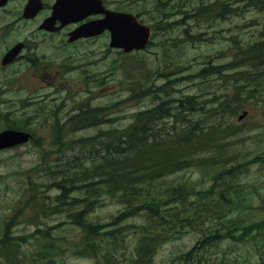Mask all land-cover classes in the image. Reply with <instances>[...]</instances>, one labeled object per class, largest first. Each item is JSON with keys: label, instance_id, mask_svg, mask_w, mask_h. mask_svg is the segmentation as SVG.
Segmentation results:
<instances>
[{"label": "rangeland", "instance_id": "1", "mask_svg": "<svg viewBox=\"0 0 264 264\" xmlns=\"http://www.w3.org/2000/svg\"><path fill=\"white\" fill-rule=\"evenodd\" d=\"M45 1L52 5L54 0ZM110 1L146 20L155 16L144 50L125 54L109 48L107 33L67 44L73 26L42 32L37 26L48 12L24 19L23 0L0 6V59L15 43L26 44L14 65H0V131L14 126L33 133L31 143L0 151V264H139L135 256L146 242L147 264H193L195 255L201 256L200 263L264 264V0ZM184 97L205 101L201 114L208 121L220 101L237 104L224 116L242 133L240 174L217 184L213 178L222 167L195 166L144 185L139 193L160 211L174 205L158 202L171 188L188 193L191 206L203 200L224 209L220 215L201 213L173 229L150 231L154 226L142 209L111 224L123 205L117 195L101 191L78 203L86 209L84 220L101 231L94 238L102 239L95 244L97 255L86 256V237L71 218L75 212L55 204L61 194L85 197L75 182L85 172L63 165L68 177L48 181L35 174L37 165L58 158L60 151L66 152L65 159L91 158L90 146L74 142L117 127L127 130L137 122L136 112ZM216 103L212 111L207 108ZM184 110L181 105L168 112L174 120ZM65 143L71 147L65 149ZM28 182L40 186L28 193L23 190Z\"/></svg>", "mask_w": 264, "mask_h": 264}, {"label": "trees", "instance_id": "2", "mask_svg": "<svg viewBox=\"0 0 264 264\" xmlns=\"http://www.w3.org/2000/svg\"><path fill=\"white\" fill-rule=\"evenodd\" d=\"M167 99L168 97L165 100ZM204 102L196 103L192 97H184L183 99H172L170 103H157V106L149 111L136 112L137 122L127 130L117 127L110 132L100 131L94 138L74 142V144L79 143L81 148L85 145L90 146L91 158H78L74 155L65 159L66 152L60 151L58 158L39 162L35 174H44L48 181L52 179L65 180L68 177L63 172V165L67 167L73 165L85 172L81 177L75 176V182L84 189L85 197L78 199L61 194L57 196L55 204L59 206L60 203H63L75 212L71 218L86 237L83 246L86 256L94 258L97 255L96 247L98 245L95 244H101L102 239L95 241L94 238L101 231H97L99 225L84 220L86 209L82 204L78 206V203L81 201L84 203L85 198H95V194L99 195L101 191L117 195L123 205L120 217H115L111 224L121 223L123 218L132 216L139 209H142L139 212L144 214L146 222L154 226L149 229L150 231L158 229L165 231V227L173 229L176 223L189 221L201 213L220 215L221 210L224 209L223 206H217L215 203L207 205L203 200L191 206L190 202L186 200L188 193L176 188L170 189L171 196H165L158 201L168 200L174 203L162 211L157 208V205L149 207L152 204L151 201L142 200L139 193L143 190L144 185H149L157 179L195 166L213 167L211 165L216 163L222 167L220 173L213 178L217 184H221V181L230 183L239 176L241 164L239 161L240 151L237 150V146L242 133L236 132V129L225 120L224 116L225 113H233L238 106L229 101H220L208 121V119L204 120L205 115L201 114L206 110L203 106ZM181 105L185 107L184 112L180 117L172 120L173 116L168 112V109L180 108ZM216 105L217 103L209 104L207 108L212 111ZM156 114L159 116L157 119L153 118ZM191 116L194 120H191ZM11 128L16 129L17 127L12 126ZM227 147L233 151H228ZM94 158L96 161H93ZM49 162L51 163L48 164ZM84 162H90V164L87 165ZM81 165L89 168H83ZM59 168H62V171ZM49 170H53L56 174L51 175ZM55 184L63 188L62 183ZM39 186V184L28 182L23 190L30 193ZM196 194L199 193L196 192ZM219 194L223 203L229 202L224 198L223 192ZM148 199L154 200L153 197H148ZM141 202L144 203L141 204ZM78 207L80 208L76 209ZM185 210H188L192 217H185L188 216V213L183 215ZM148 245L149 242H146L139 247L135 256L136 263H148L150 259ZM197 248L196 246L195 249ZM187 258H190L189 251ZM200 259L201 256L195 255L193 264H210L209 262L200 263Z\"/></svg>", "mask_w": 264, "mask_h": 264}, {"label": "water", "instance_id": "3", "mask_svg": "<svg viewBox=\"0 0 264 264\" xmlns=\"http://www.w3.org/2000/svg\"><path fill=\"white\" fill-rule=\"evenodd\" d=\"M6 1L0 0V6L4 5ZM41 9L40 0H28L23 8L22 17L25 19L33 18ZM94 14H102L103 18L77 26L68 33V42L108 31L110 33L109 47L111 48L122 49L128 53L146 47L150 37V29L139 24L130 14L105 10L100 0H56L52 6L51 15L45 18L38 28L55 32L67 24L78 22ZM57 20L60 22L59 25H56ZM22 46L19 43L10 49L2 58L1 64L11 63ZM245 114L244 112L238 119H242ZM29 136V133L22 131H2L0 132V150L24 144L28 141Z\"/></svg>", "mask_w": 264, "mask_h": 264}, {"label": "flooded vegetation", "instance_id": "4", "mask_svg": "<svg viewBox=\"0 0 264 264\" xmlns=\"http://www.w3.org/2000/svg\"><path fill=\"white\" fill-rule=\"evenodd\" d=\"M42 2V10H41V12H39V14L40 13H42V12H48L44 17H43V19L44 18H46L49 14H50V7H51V5H49L45 0H42L41 1ZM103 2H104V4L106 5L107 3H106V1L105 0H103ZM68 27H70V26H68ZM68 27H66V28H68ZM43 32V31H42ZM67 34V33H66ZM66 41V40H65ZM78 41H80V40H78ZM78 41H75V42H71L72 44H74V43H76V42H78ZM18 43V42H17ZM22 44H23V49H22V51L25 49V47H26V44H25V42H21ZM66 43H67V41H66ZM71 43H67V44H71ZM16 44V43H15ZM21 54L22 53H20V55L15 59V61H14V63L13 64H11V65H9V66H12V65H14L15 63H16V61H18V60H20L21 59ZM18 59V60H17ZM9 66H7V67H9ZM3 102V95H2V93L0 92V105H1V103ZM1 114V113H0Z\"/></svg>", "mask_w": 264, "mask_h": 264}, {"label": "bare ground", "instance_id": "5", "mask_svg": "<svg viewBox=\"0 0 264 264\" xmlns=\"http://www.w3.org/2000/svg\"><path fill=\"white\" fill-rule=\"evenodd\" d=\"M187 68V67H186Z\"/></svg>", "mask_w": 264, "mask_h": 264}]
</instances>
